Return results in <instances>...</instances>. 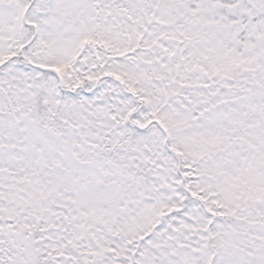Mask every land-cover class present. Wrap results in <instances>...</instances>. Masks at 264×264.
I'll return each mask as SVG.
<instances>
[{"label":"snow or ice","instance_id":"snow-or-ice-1","mask_svg":"<svg viewBox=\"0 0 264 264\" xmlns=\"http://www.w3.org/2000/svg\"><path fill=\"white\" fill-rule=\"evenodd\" d=\"M0 264H264V0H0Z\"/></svg>","mask_w":264,"mask_h":264}]
</instances>
